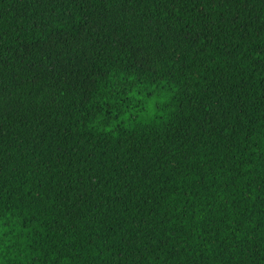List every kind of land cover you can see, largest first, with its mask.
Returning a JSON list of instances; mask_svg holds the SVG:
<instances>
[{
  "label": "trees",
  "instance_id": "trees-1",
  "mask_svg": "<svg viewBox=\"0 0 264 264\" xmlns=\"http://www.w3.org/2000/svg\"><path fill=\"white\" fill-rule=\"evenodd\" d=\"M0 264H264V0H0Z\"/></svg>",
  "mask_w": 264,
  "mask_h": 264
}]
</instances>
